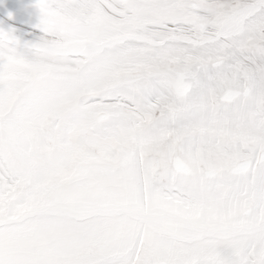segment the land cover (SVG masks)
Instances as JSON below:
<instances>
[{
  "label": "snow or ice",
  "instance_id": "6c2138e0",
  "mask_svg": "<svg viewBox=\"0 0 264 264\" xmlns=\"http://www.w3.org/2000/svg\"><path fill=\"white\" fill-rule=\"evenodd\" d=\"M34 6L0 22V264H264V0Z\"/></svg>",
  "mask_w": 264,
  "mask_h": 264
},
{
  "label": "rangeland",
  "instance_id": "374dc122",
  "mask_svg": "<svg viewBox=\"0 0 264 264\" xmlns=\"http://www.w3.org/2000/svg\"><path fill=\"white\" fill-rule=\"evenodd\" d=\"M22 1L14 5L12 4L7 10L5 6L7 4H11V1L6 2L4 0H1L0 22H3L4 26L15 27L18 30V34H20L24 38H29L30 33H35L37 31L35 25L38 23V16L33 14L31 9L22 7ZM9 13H12V15L9 16Z\"/></svg>",
  "mask_w": 264,
  "mask_h": 264
},
{
  "label": "bare ground",
  "instance_id": "6f19581e",
  "mask_svg": "<svg viewBox=\"0 0 264 264\" xmlns=\"http://www.w3.org/2000/svg\"><path fill=\"white\" fill-rule=\"evenodd\" d=\"M4 1H6V2H10V0H4ZM15 1H17V0H14V1H11V4H7L5 7L7 8V10L9 9V7L13 4H17L18 2H15ZM34 1V0H33ZM33 1H31V0H23L22 2H21V4H22V7H27L28 9H31V11H32V13L33 14H35V15H37L38 16V10L35 8V6H34V2ZM0 2H1V0H0ZM14 10V9H13ZM29 11V10H28ZM15 13V12H14Z\"/></svg>",
  "mask_w": 264,
  "mask_h": 264
},
{
  "label": "water",
  "instance_id": "95a60500",
  "mask_svg": "<svg viewBox=\"0 0 264 264\" xmlns=\"http://www.w3.org/2000/svg\"><path fill=\"white\" fill-rule=\"evenodd\" d=\"M10 1H14V0H10ZM20 1H22V0H17V2H20Z\"/></svg>",
  "mask_w": 264,
  "mask_h": 264
}]
</instances>
